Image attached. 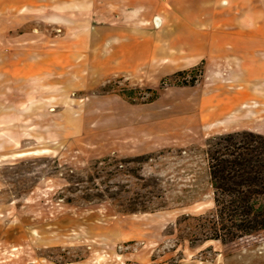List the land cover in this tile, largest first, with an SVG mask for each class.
Here are the masks:
<instances>
[{"label": "rangeland", "instance_id": "374dc122", "mask_svg": "<svg viewBox=\"0 0 264 264\" xmlns=\"http://www.w3.org/2000/svg\"><path fill=\"white\" fill-rule=\"evenodd\" d=\"M72 1L0 0V264H264V229L190 238L208 139L264 134V0Z\"/></svg>", "mask_w": 264, "mask_h": 264}, {"label": "trees", "instance_id": "16d2710c", "mask_svg": "<svg viewBox=\"0 0 264 264\" xmlns=\"http://www.w3.org/2000/svg\"><path fill=\"white\" fill-rule=\"evenodd\" d=\"M199 72L202 75V67ZM194 80L180 82L193 84ZM206 154L215 207L193 218L192 241L219 240L226 244L263 230L264 134L241 130L213 136L208 139ZM124 202L129 204L124 211L148 209L147 205L136 207L132 201Z\"/></svg>", "mask_w": 264, "mask_h": 264}, {"label": "crops", "instance_id": "0c3cea01", "mask_svg": "<svg viewBox=\"0 0 264 264\" xmlns=\"http://www.w3.org/2000/svg\"><path fill=\"white\" fill-rule=\"evenodd\" d=\"M76 1L77 0H73L71 3H75ZM79 1H82V0H79ZM90 1L92 3L96 2V0H90ZM114 1L116 2L117 0H112V2H114ZM178 1H180V3H178V4H180L179 6L181 7V9H182V5L186 9L194 8L192 6V0H121V2L123 4V5H121V8L123 7L125 9L126 8L127 9H135V10L141 11V12H139V14L141 16L144 15V17H150V16H153V12L150 13V11H156L157 9H159V10L170 9V8H172L173 3L176 4ZM182 2H184L185 4ZM217 2L221 3L219 0H217ZM185 16H183V17H185ZM159 23H160V20L158 19L157 24L160 25ZM258 46L259 47L254 46L253 49H250L249 45H248V48L244 47L242 50L239 48V45H238V48L236 49V51L238 52L237 53L238 57L241 56V54H243V53H244V55H245V53H249L248 55H250V56H248V58L253 60V61L254 60L256 61V58H263L264 57V41H261V43ZM247 62L248 61H244V65ZM248 107H249L248 105H241L238 110L234 111L233 115H232L234 121H237V118H238V116H240V114H242L244 112H249V111H244V109H246ZM226 122H228V121L225 120L224 123L226 124ZM230 122L232 123L233 121H230Z\"/></svg>", "mask_w": 264, "mask_h": 264}]
</instances>
